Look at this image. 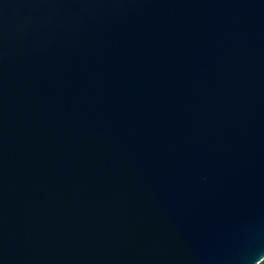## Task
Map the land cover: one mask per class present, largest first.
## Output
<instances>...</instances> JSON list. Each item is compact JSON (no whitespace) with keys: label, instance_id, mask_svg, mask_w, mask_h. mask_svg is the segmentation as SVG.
<instances>
[{"label":"water","instance_id":"water-1","mask_svg":"<svg viewBox=\"0 0 264 264\" xmlns=\"http://www.w3.org/2000/svg\"><path fill=\"white\" fill-rule=\"evenodd\" d=\"M264 0H0V264H260Z\"/></svg>","mask_w":264,"mask_h":264},{"label":"trees","instance_id":"trees-1","mask_svg":"<svg viewBox=\"0 0 264 264\" xmlns=\"http://www.w3.org/2000/svg\"><path fill=\"white\" fill-rule=\"evenodd\" d=\"M260 264H264V260L262 262H260Z\"/></svg>","mask_w":264,"mask_h":264}]
</instances>
